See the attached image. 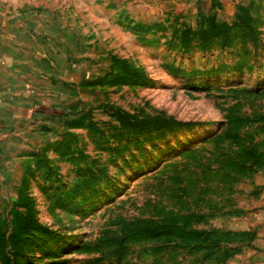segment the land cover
I'll return each instance as SVG.
<instances>
[{
    "label": "rangeland",
    "instance_id": "rangeland-1",
    "mask_svg": "<svg viewBox=\"0 0 264 264\" xmlns=\"http://www.w3.org/2000/svg\"><path fill=\"white\" fill-rule=\"evenodd\" d=\"M0 15L40 72L0 141V264H264V0Z\"/></svg>",
    "mask_w": 264,
    "mask_h": 264
},
{
    "label": "crops",
    "instance_id": "crops-1",
    "mask_svg": "<svg viewBox=\"0 0 264 264\" xmlns=\"http://www.w3.org/2000/svg\"><path fill=\"white\" fill-rule=\"evenodd\" d=\"M6 17L0 15V141L3 135L20 130L18 126L25 123V118L33 116L37 107L34 92L40 87L34 78L40 72L20 56V41L14 38L17 32L22 35L30 30L13 27Z\"/></svg>",
    "mask_w": 264,
    "mask_h": 264
}]
</instances>
